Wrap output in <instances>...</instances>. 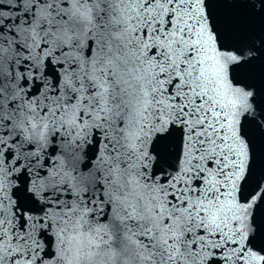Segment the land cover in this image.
<instances>
[{
    "label": "snow or ice",
    "instance_id": "snow-or-ice-1",
    "mask_svg": "<svg viewBox=\"0 0 264 264\" xmlns=\"http://www.w3.org/2000/svg\"><path fill=\"white\" fill-rule=\"evenodd\" d=\"M208 5L0 0V264H264L255 50Z\"/></svg>",
    "mask_w": 264,
    "mask_h": 264
},
{
    "label": "water",
    "instance_id": "water-1",
    "mask_svg": "<svg viewBox=\"0 0 264 264\" xmlns=\"http://www.w3.org/2000/svg\"><path fill=\"white\" fill-rule=\"evenodd\" d=\"M209 12L217 22L227 44L243 51L255 50L254 58L235 68V74L244 83L251 85L255 99L264 104V13L260 0H209ZM253 137L252 168L259 175L264 170V138L255 127L250 128ZM256 222L264 225V209L258 210Z\"/></svg>",
    "mask_w": 264,
    "mask_h": 264
}]
</instances>
